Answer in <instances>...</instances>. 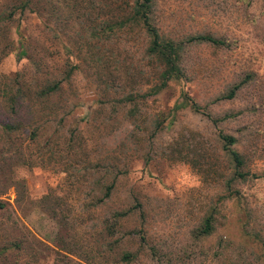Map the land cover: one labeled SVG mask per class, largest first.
I'll list each match as a JSON object with an SVG mask.
<instances>
[{
    "label": "rangeland",
    "instance_id": "rangeland-1",
    "mask_svg": "<svg viewBox=\"0 0 264 264\" xmlns=\"http://www.w3.org/2000/svg\"><path fill=\"white\" fill-rule=\"evenodd\" d=\"M94 1L74 24L26 12L0 28V124L19 127L10 136L0 127V247L23 242L0 264H264V179L235 183L239 203L219 199L232 170L217 141L220 130L234 136L244 171L264 174V0H153L163 39L210 35L224 45L185 43L184 79L145 100L159 75L147 38L135 28L101 32L134 0ZM69 74L51 100L28 99L9 114L11 90ZM183 93L203 113L176 109ZM126 96L137 107L123 104ZM207 115L228 118L213 126ZM111 184L110 199L93 207ZM128 209L135 215L107 237L106 222ZM210 212L212 234L195 238ZM141 229L143 244L133 237ZM122 252L135 259L121 262Z\"/></svg>",
    "mask_w": 264,
    "mask_h": 264
},
{
    "label": "trees",
    "instance_id": "trees-1",
    "mask_svg": "<svg viewBox=\"0 0 264 264\" xmlns=\"http://www.w3.org/2000/svg\"><path fill=\"white\" fill-rule=\"evenodd\" d=\"M97 3L93 0H7L5 4H3L0 8V28L6 27V25L15 17V15H22L26 12L37 15L40 20H44V17H50L54 20L61 19V15L63 14L65 17L70 18L67 20V23L72 22V24L79 21L81 18H85L87 16L88 9H96ZM152 8H153V0H134L131 4L127 5L125 8H121V10L114 16V14L109 18L108 22L104 23L102 28V33H110L114 34L116 32H125L131 28H135L141 31L148 40V45L145 49V56L147 58L153 59L155 63L159 67V75L156 80V83L148 86L147 91L142 94L141 98L143 100L154 97L158 95L161 91L166 89L171 82H178L184 79L185 74L181 68L182 63V54L184 51V44H193V43H208L214 46H223L224 42L210 35H197L190 37L186 40L185 43L182 42H174L172 40L163 39L157 28L152 22ZM101 9V8H100ZM82 15V16H81ZM99 33L95 34L96 37ZM102 37V34H101ZM8 45L4 46L2 50V57L6 56V54L10 51ZM91 52V50H90ZM29 49L26 47L21 49L20 55L21 57H26L28 60H33V56L29 54ZM95 57V56H94ZM99 61L96 59L91 60L90 65L94 67L97 66ZM72 72V68L69 67L65 73ZM71 74L67 75L65 78H61L56 80L50 79L48 82L43 84L39 89L35 91H31L29 89L16 88L15 92L12 90L7 94V101L10 103L8 112L13 117L20 115L22 111V104L19 105L20 102L25 100H32L34 102L37 101H48L51 100L52 97L59 94L62 89L63 83L68 81ZM246 80L234 85L222 99L232 100L236 93L241 89L243 83ZM221 99V98H220ZM135 96H126L123 100V104L125 105H134V108L137 107ZM176 109H190L195 113H203L201 112V108L194 102V100L187 94H182V102L180 104L175 105ZM133 109V108H132ZM132 115H134L135 111H131ZM208 119H210L213 126H217L219 123L225 122L228 117L220 118V119H212L209 115ZM5 135L10 136L14 135L19 127L15 125V123L9 121H5L3 124H0ZM32 136L36 135L32 132ZM217 141L219 142V150L223 154V158L225 162L229 165L232 170L229 178L226 177L224 179V189L226 191V195L220 196L219 199L222 201H234L238 202L241 200L240 193L234 189V184L237 182H244L249 177L253 179H264V174L256 175L250 174L249 171H244L246 166L245 157L234 148L237 144V139L230 135L223 133L221 130L217 134ZM114 188V184L106 187L104 200L101 199L93 205V207L98 208L100 205H103L105 200H109L111 197V192ZM40 202H43L41 200ZM42 205V204H40ZM5 211V205L0 203V212ZM134 209H128L125 211L115 212L113 218L115 219V224H106L104 225V233L107 237L113 238L116 235V227L124 220H127L135 215ZM141 221H143L144 215L142 213L139 214ZM214 222L215 217L214 213L210 212L207 215L201 226L195 232V238H206L210 236L214 230ZM144 230L141 229L137 231L135 236L140 240V243L143 244L146 241V237L143 234ZM64 243V242H63ZM115 242H112L113 246ZM0 248H8L0 250V258H3L7 253H9V249H21L23 248L22 241H14L9 246H1ZM62 248H67V245L64 244ZM135 259V254L130 252H122L120 256V261L125 263H130Z\"/></svg>",
    "mask_w": 264,
    "mask_h": 264
}]
</instances>
